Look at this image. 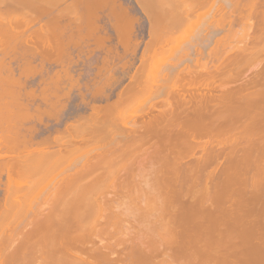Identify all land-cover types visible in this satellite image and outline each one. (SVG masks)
I'll use <instances>...</instances> for the list:
<instances>
[{"label": "bare ground", "instance_id": "6f19581e", "mask_svg": "<svg viewBox=\"0 0 264 264\" xmlns=\"http://www.w3.org/2000/svg\"><path fill=\"white\" fill-rule=\"evenodd\" d=\"M16 1L17 8L10 9L8 15L0 11V36H7L0 37V55L4 56L0 63L20 44L23 70L32 68V58L40 51L34 44L48 47L46 60L56 53L63 58L54 56L53 61L63 63L69 34L74 36L77 31L80 38L99 37L95 31L98 33L101 9L118 37L132 20L126 21L129 8L122 0H71L57 11H52L54 5L46 0L44 5ZM206 1L189 0L185 6L182 0L184 7L180 5V9L175 3L178 13L172 28H180ZM212 1L217 4L219 0ZM216 4L212 5L217 21L199 29L198 35L214 37L217 32L233 30L240 22L246 25L241 27L248 40L246 43L244 38V47L231 46L221 58L219 48L227 44L228 32L222 37L224 44L223 34L220 38L216 35L212 53L207 52L217 58L212 65L202 61L201 45L196 43L195 56L185 47L179 59H166L162 77H153L157 82L151 79V86L158 83V87L150 86L144 93L139 79L142 65L153 60L151 49L164 47L161 41L167 33L174 34L167 26L173 21H169L164 23L167 33L159 26L160 35H166H156L157 24L147 12L151 39L139 57L141 73L130 76L131 81L113 102L92 104L88 116L67 122L54 136L36 142L24 135L19 141L11 139L2 126H16L21 118L36 112L40 117L45 106L36 101L35 105L37 98L45 101L49 110L58 103L64 106L61 98L68 94L59 92L65 89L66 81L76 84L77 80L73 81L64 68L65 74L57 70L45 76L44 58L39 66L42 69L36 67L41 72L42 88L27 90L31 75L21 71L18 77L11 64L3 66L7 73H0V96L6 100L0 117L4 120L0 122V177L6 171L7 183L0 203V238L4 239L9 227L7 238H12L25 220L24 228L28 225V229L18 230L21 238L15 237L20 239H11L15 245L14 249L10 246L8 256L0 249V264H13L14 257L13 261L22 259L23 264L27 253L33 256H28L32 261L26 264H264V0H229L228 7L218 2V13ZM36 23V29L30 28ZM75 40L71 44L81 46V41ZM251 67L255 71L248 77L246 71ZM103 72L99 69L98 73ZM158 79L163 80L161 85ZM143 94H147L148 99L143 100L147 99L148 107L137 104L129 112L122 111L126 101ZM162 94L166 96L162 98ZM32 103L35 112L30 114ZM100 165L103 172L98 175L95 167ZM109 188L114 191L110 196ZM129 216L133 222L125 220ZM9 255L13 257L8 259Z\"/></svg>", "mask_w": 264, "mask_h": 264}, {"label": "rangeland", "instance_id": "374dc122", "mask_svg": "<svg viewBox=\"0 0 264 264\" xmlns=\"http://www.w3.org/2000/svg\"><path fill=\"white\" fill-rule=\"evenodd\" d=\"M13 1L15 2L16 0H0V11L4 12V13H7V15H8V11L10 9L12 10L13 8H17V7H14L16 5L13 4ZM27 1H29V0H27ZM48 1H50V2L47 3ZM137 1H139V0H137ZM137 1L136 0H122L121 1L122 3L125 2L124 4L126 6H128V8H129V15H128V19L129 20H126V21H130V19H132L131 20L132 23L130 21V23H128V25L129 24L130 25L128 27L125 26L126 28L123 29L120 32L121 35L119 37L117 36V33L115 32L113 26L111 25L110 19H108V17L105 16L106 13H105V11L103 9H101V12H102L101 14L102 15L99 18L100 20L99 19L97 20V23L99 25V26L96 25L98 27V29H97L98 33H96V31H95L96 36L99 35V37L97 36L96 38H92V37L84 38L85 37L84 36V37L80 38V37H78V35L80 33L78 32L79 33L78 34L77 31L76 32L74 31L75 35L78 34L76 37H75L74 34H73L74 36H71L72 34L71 35L69 34L68 38L71 39V40H70V45L66 49L67 50L66 51V56L64 55V59H65L64 62L65 63L64 62L63 63L60 62L59 59H58V61L57 60L53 61V57L56 56L55 51H53L55 53L54 56L50 57L51 55L49 54L50 55L49 58L52 59L53 62L51 60H49V58H48V60H46L47 59V55H48L47 53L49 52L48 51L49 49H48V47H44V46L40 47V45H42V44H38V43H37L38 45L34 44L37 47H33V48H35L37 50L40 49V51H38L40 54L38 53V54H36L34 56V58H32V60H33L32 61V68L30 67L27 70H23L22 69L21 65H24V64H22L23 63L22 62L23 54H22V51H20V50H22V47L20 46V44L18 46V49H16L15 51H11V54L5 56L6 60L3 58L4 62H1V63H4V64L0 65V68L2 70V71L0 70L1 71L0 73H3V74L7 73L6 72L7 70H5V68H3V66L4 65L8 66L9 64H11V67H13V71H14L13 74H15L16 76L19 77L20 76L19 73L21 71H25L24 73L31 75V78H29V80H27L28 82L26 83V85H27L26 89L27 90L28 89H36L37 91H39L42 88V85H39L40 84L39 81L41 79V74H40L41 72L39 73L37 68L39 70L42 69V68H40L41 67V62L40 61H42V59H44V58H45L46 61H48V62H46L44 60L45 64H44L43 74L45 76L47 75V72H48V74H52L54 72H57V70H61L62 74H65L66 72L64 73V70H63V68H64V69H67L70 74H72L73 81L77 80L76 84H75V82H72L71 80L70 81L68 80L69 83H66L67 81L65 82V84H66L65 86L66 87L64 85H62V87L64 86L65 89L62 88V91L60 90L59 94L62 95V94H64L63 92H66L65 93L66 95L68 94V96L65 95L66 97H64V95H63V97L61 98V101H64V103H65L64 106L61 105V104L59 105V103H58L57 106L55 104L56 107H54V105H53L54 109L52 108V110H49V109H51V108H49V105L46 103L47 104V107H46L45 101L41 100L40 98H37L36 100L34 99V101L30 100V102L33 101L34 103L36 101L37 105H38V103H40L42 105L41 107H43V108L45 106V111L43 113H41L42 115H40V117H39V115L38 116L36 115L37 114V112H36V114H34V115L32 114L31 117L29 116L27 118H25V117L21 118L16 126H13V127L5 126V125L2 126V128H4L5 131H7V133L6 132L5 133L8 134L9 138L16 139L17 141H19L24 135V138L27 139V137H32L33 139L32 138H30V139H32V140L35 139V142H36V141H39V140H42V139L46 138L47 136H54L55 133H57L58 130H62L64 128V126H65V124L67 122L68 123L77 122L82 117L88 116L90 114V112H91V108H92L93 105H96V106L100 105L101 106V105H105L108 102H113L114 100H116V98L118 96V93L123 90V87L125 88L126 84L127 85L129 84L128 83L129 81H131L130 76L132 77L133 76L132 74H134V72L138 73V75H139L141 73L142 69H143V68H141L142 66L144 67V69H143L142 73L139 75L140 76L139 79L141 80V78H142V80L141 81L139 80V81L141 83L140 85L143 88H145L144 91L145 90L147 91L149 89V87L151 86V79H153V77L157 78V76H154V75H160L161 74L160 77H162V72L164 73V70L167 69L166 66L168 65L167 64L168 60L171 61V60L179 59L181 53L183 52V48H185V47L186 48L188 47V50L190 52L192 51L191 53L193 54V56H195L194 55L196 53L195 48L197 46L196 43H198L199 45H201V48L204 51L203 52L204 56L201 57L202 61L208 63V65H212L213 63L217 62V58H214L215 56L213 57L212 56L213 54L211 55V57L208 56V55L212 53L211 52V49L213 47L212 43L214 44V40L217 37L220 38L221 34H223V35H221V38H222L224 36V34L228 32L227 36L229 37L227 39V41L223 40V38H222V43L224 44V41H225L227 44L226 45L224 44L225 48L223 47L224 45H222L219 48L220 49V55H221L220 57L221 58H222V56L225 57L228 54V52L226 54L225 51L227 49H230L231 46H235V47L239 46L240 47L242 45V47H244L243 45H245V42H244V38L246 36V35H244L245 30L244 31L241 30V29H243V28H241L243 24L240 25L239 24L240 22H237V24H235V25L233 23V25H234V27H233L234 29L233 30L231 29V30L228 31V30L225 29L226 32L224 30H223V32L220 31L221 34H217V33H219V32H217L214 35V37L213 36H211V37L210 36L209 37L205 36L204 39H203L200 35H198L199 29H204L206 27L213 26V24L217 21L215 19L217 17L216 16H215V18L213 17V15H215V12H213V9H214V5L216 3L214 1H212V0H209V1H211L212 4L214 3V5L209 4L208 3L209 1L207 2L205 0L207 2V3L206 2L205 3L208 6H206L205 3H204L205 6L203 4L198 6L196 8V13H198L197 11H199V13L198 14L195 13L194 16L192 15L193 17L191 16L189 18V19H191V18L192 19L191 20L188 19L187 20L188 22L185 21V23L183 25H180V28L178 26V29H175V28H177V25H176L175 28H172V25L174 26L176 24L175 23L176 22L175 21L176 20L175 16L177 15L176 12L178 10H176L175 8H177V7L179 9L181 8L179 6L181 5L182 0H181V2H180V0H177V2L175 0H141V2L143 3L142 6L139 5L140 2L138 3ZM188 1L189 0H183V2L185 3V4L184 3L183 4L186 6V3H188ZM16 2L18 3V0ZM30 2H31L30 3L31 5H44L43 2H45V0L44 1H42V0H31ZM69 2L71 3V0H46V4H48V5L51 4L52 6L54 5L53 7H55V10L52 7V9H53L52 11H57V9H59V10L60 9H65V7L67 5H69ZM178 2H180V4ZM218 2L220 4L223 3L222 4L223 6L228 7L229 0H228V2H225V0H219ZM218 2L216 4L217 7H215L217 13H218V11H217ZM54 3H56V4H54ZM142 3H140V4H142ZM175 3H177V4H175ZM174 4L178 5V6L177 7L175 6V8H174ZM183 4L181 6H183ZM209 5H211L213 7L210 8L211 6L209 7ZM185 8H187V7H185ZM103 11H104V13H103ZM179 11H181V10H179ZM147 12H148L149 16H148ZM131 16H133V18ZM147 16L150 17V18L152 17L154 19L153 21L155 22V24H157L158 28H156V30H155V31H157L156 35H160V33L162 32L161 31L162 28H160V27H163V29H164V27H165L164 23L169 22V21H173V19H175L174 20L175 22L173 21L171 24L167 23V26L168 25L171 26V28L168 27V28H170L169 30L172 29L171 32L173 31L174 34L170 33L171 36H173V37L171 38V36H170L171 39H169V42L165 43L168 40L169 35H170L169 33H167L168 30H167V27H166V30L164 29L165 31L164 30L163 31H164V33L166 32L167 35L166 34H163V35H166V38L168 37L167 40H166V38L164 40L162 38H159V40L162 39L161 42H164L166 44V45H163L164 43H162V46H164L163 47L164 49L160 46L161 42L159 41L158 43H160V44L158 46H160V48H162L163 50L160 49V48H159L160 50H157L158 49L157 48L156 49L157 53H155L156 54V56H155L154 52H156V50L154 51V49L153 50L151 49L150 51H153V53H151L150 51H149V53H151L152 56H154L153 60L150 59V58H152V56H151V54H149L148 55L149 56L148 59H150V62H149V60H147L148 63L145 62L146 65L143 64L142 66H140V63H141V61L139 60L141 58L140 56H142L143 51H144L143 49L146 47L147 43L151 39V37L149 35V32H150V28H149V26H150V22H149L150 18H148ZM45 17L47 19V16H45ZM70 17H72V16H70ZM129 17H131V18H129ZM170 19H172V20H170ZM124 22H125V20H124ZM74 24L78 25L77 23H74ZM34 26H31L30 28L33 27V28L36 29V27L39 26V23H36ZM243 26H246V25L244 24ZM103 28H104V30H103ZM230 31H232L231 34L229 33ZM26 32L30 33L31 31L30 32L26 31ZM161 35H160V37L163 36V35L162 36ZM210 35H213V34H210ZM216 35H217V37L215 38ZM227 36H225L224 39H226ZM70 37H72V38L74 37V39H72ZM1 38L2 39H6L7 36L2 35ZM77 38H78L77 42L79 40L81 41L80 42L81 46H79L80 44L76 46V42L74 43V45L71 44V43H73V41H76L75 39H77ZM87 38H90V40L87 39ZM91 38H92V40H91ZM102 38H105V39L107 38L106 39L107 41L104 39L105 45L102 43L103 42ZM99 40H102V41H99ZM92 41H95V42H92ZM245 41L247 43L248 40L246 39ZM100 42L102 43V47L100 45ZM243 42H244V44H242ZM33 43H31V44H33ZM154 47H157V45L154 46ZM231 49H233V47ZM52 50H54V49H52ZM208 50H210V51H208ZM53 52H52V54H54ZM207 52L208 53L211 52V53H209L207 55ZM107 53L110 54V55L108 56ZM60 55H59V57L56 56V58H60ZM2 56L3 55L1 54L0 55V57H1L0 59H2ZM11 57L12 58L14 57V58L12 59ZM30 57H32V56H30ZM105 57L108 58V60H106ZM56 58L54 57V59H56ZM62 58H63V56H62ZM62 58H60V59H62ZM103 58H105V60ZM168 58H170V59H168ZM166 59H168V60H166ZM8 61H11V62H8ZM55 61H57V62H55ZM191 63L192 62H190L189 64H191ZM193 63H195V62H193ZM165 64H167V65H165ZM252 65L255 66L254 63H252ZM252 65H250V66H252ZM103 66L104 67L106 66L107 68L109 67L110 69L109 68L108 69L105 68L106 70H103L102 69ZM124 66H125V68H124ZM97 67L101 70V72H103V71H105V72H103L102 74L98 73L99 69ZM121 67H123L124 69L121 68ZM139 67H140L141 71L138 69ZM253 67L249 68L246 71L247 72L246 76L249 77V76L252 75L253 71H255V69H254L255 67L254 68ZM137 71H139V72H137ZM112 72H113V74H112ZM108 74H110V75H108ZM100 75H101L102 79H101ZM103 76H104V78H103ZM105 76L106 77L110 76L111 78L109 79L107 77V79H108L107 80L105 78ZM160 77L158 76V78H160ZM154 79H153L152 82H154L156 80V79L155 80ZM162 79H160V80L158 79L159 80L158 82L160 83V85L163 83ZM103 80H104V83H102ZM160 81H162V82H160ZM71 82L74 83L75 85L72 84ZM156 82H157V80H156ZM100 84H102V85H100ZM157 85H159V84L157 83ZM101 86H103L104 89H102ZM156 86L154 85V87H152V88L154 89ZM143 88H141V89L143 90ZM153 89L151 90V88H150V91H153ZM64 90H66V91H64ZM101 90H102L101 94L98 93ZM146 91L144 93H147ZM93 92H97V94L95 95V93H93ZM140 95H141V93H140ZM140 95H139V97H138V95H136L133 98H131L128 101H126V103H128L130 100L132 102H129L128 105H126V103H124L126 106L123 104L124 110L122 109V111L126 112V109H127V111L128 110L131 111V109H134L135 105H137V104L138 105L136 107H138V106L141 107L142 105H143L142 106L143 108L144 107L145 108L148 107L147 105H150V104H148L149 102L147 101V99H148L146 97L147 94H143V96H140ZM165 96L166 95H163L162 98H164ZM135 97H136V99L137 98H139V99L136 100ZM145 97L147 99L143 100ZM159 99H161V98H159ZM159 99H158V97L156 98V100H158V105L162 106V104L159 103ZM133 100H134V102H133ZM135 100H136V102H135ZM140 101L141 102L143 101L145 104L144 103L141 104ZM146 102H147V105H146ZM32 105H33V103L30 104V106L32 108L31 109L32 111L30 112V114L33 111L35 112V109L32 107ZM35 105H36V103H35ZM129 106H133V107H129ZM5 107H6V100L2 96H0V117H2L1 114L4 115ZM47 108H48V110H47ZM49 111H51L50 115L48 113ZM129 118H130V116H129ZM115 119H117L118 121H116V120H114V121L119 124L120 123L119 119L117 117ZM0 122L4 123V120H0ZM23 152H26V151H23ZM100 166H101L100 168L97 167V166L95 167L96 170H97L96 171L97 173L100 172V171L103 172V170H101V168L103 169V167H102V165H100ZM68 169L70 170V167ZM71 170H72V168H71ZM91 174H90V176H91ZM94 174H96V173H94ZM98 175H99V173H98ZM133 175L135 176V174H133ZM91 177H93V175ZM129 178L133 179V177H129ZM6 183H7V173H6V171H4L2 173V176L0 177V203L4 200V197H5V194H6ZM108 191H109L108 192L109 196H110V194L114 193L112 188H109ZM19 194L20 193L18 192V195ZM29 216L31 217V215H29ZM27 219H29V218H27ZM32 219H33V217H32ZM125 220H128L129 222H133V217L132 216L126 217ZM6 221L8 222V220H6ZM24 222L26 223V220L23 221V223H21L23 225L18 226L19 229L17 228V231H15L17 233H14L12 238H7V235H9V233L11 231L10 227L6 228V231L4 232V235H3L4 239L2 237L0 238V239L4 240V242H1V240H0V242L3 244L2 246H0V249L2 251L5 250L6 254H7V251H8V253H10V251H12L11 249H14V246H12V245L15 242L13 240H11V239L19 238V237H15V236H20L22 232H24V231H26L28 229V225H27L26 228H24V226H25ZM1 225L3 227V221H2ZM21 228H22V231H20ZM18 230L21 233H18ZM20 238H21V236H20ZM18 240H15V241L18 242ZM106 240H109V239L105 238V241ZM17 242H16V245L18 244ZM97 242L99 243L98 240H97ZM10 246H12V248ZM120 249H122V248H120ZM28 254L29 253L26 254V256H27L26 259L24 258L23 260H27L28 261L30 258H32L33 255L30 254L31 255L30 256ZM7 256H8V254H7ZM28 256L30 258H28ZM9 257H10V255H9ZM11 257H13V256L11 255ZM11 257L8 258V259H11ZM13 259H15V257ZM13 259H12L13 264L14 263L15 264H19L18 261H20L21 264L23 262L22 259L21 260L16 259V262H18V263H16L15 261H13ZM30 260L32 261V259H30ZM26 262L23 263V264H26ZM9 263H11V262H9ZM31 263L37 264L35 262H31ZM27 264H29V263H27Z\"/></svg>", "mask_w": 264, "mask_h": 264}]
</instances>
